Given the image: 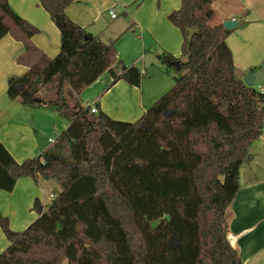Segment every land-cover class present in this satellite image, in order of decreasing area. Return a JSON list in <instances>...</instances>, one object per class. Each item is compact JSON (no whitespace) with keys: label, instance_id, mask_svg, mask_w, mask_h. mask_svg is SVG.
Masks as SVG:
<instances>
[{"label":"trees","instance_id":"obj_1","mask_svg":"<svg viewBox=\"0 0 264 264\" xmlns=\"http://www.w3.org/2000/svg\"><path fill=\"white\" fill-rule=\"evenodd\" d=\"M73 1L40 0L61 33L52 58L32 40L40 29L0 0V39L21 41L16 61L28 67L8 77V97L41 105V90L58 79L47 103L70 117L52 146L22 162L0 140V190L12 191L22 177L62 185L46 210L35 199L39 217L23 231L0 213L12 242L0 264H244L226 212L264 130V92L237 77L231 29L211 25L215 0H181L169 14L183 35L182 54L159 59L181 74L135 121L78 101L105 72L135 86L143 74L118 60L114 39L101 40L67 15Z\"/></svg>","mask_w":264,"mask_h":264},{"label":"crops","instance_id":"obj_2","mask_svg":"<svg viewBox=\"0 0 264 264\" xmlns=\"http://www.w3.org/2000/svg\"><path fill=\"white\" fill-rule=\"evenodd\" d=\"M9 3L40 29L32 37L35 45L49 57H56L61 49V33L40 0ZM180 6L181 0H74L68 5L66 13L72 20L105 42L114 39L118 60L127 67L137 66L143 74L141 84L135 86L105 72L78 101L85 107L99 105L115 119L135 121L141 117L171 86L169 72L159 55L182 54V32L168 18ZM212 6L218 15L214 25L225 20L239 22L231 29L227 43L236 68L242 72L240 78L250 70L259 73L264 61V0H215ZM111 10L117 17H111ZM24 50L23 43L10 34L0 39V140L18 162L37 156L55 143L50 141L55 140L49 133L51 128L55 135L60 134L55 125L60 112L47 103L56 97L41 96L44 103L29 106L10 99L6 93L8 77L28 69L16 61ZM146 83L149 86L145 93ZM47 90L43 88L40 95ZM53 181L22 177L12 191L0 190V213L9 217L12 229L23 231L38 219L39 213L33 209L36 198L42 210L48 208L51 195L62 190L61 183ZM225 229L244 264H264V130L241 166L240 187L227 209ZM11 245L0 227V255Z\"/></svg>","mask_w":264,"mask_h":264},{"label":"rangeland","instance_id":"obj_3","mask_svg":"<svg viewBox=\"0 0 264 264\" xmlns=\"http://www.w3.org/2000/svg\"><path fill=\"white\" fill-rule=\"evenodd\" d=\"M217 18H218V15H214V17H213V19L211 20V25H214V23H215V21H217ZM168 72H169V75H170V88L174 85V83H175V79H176V77L177 76H179L181 73L180 72H177L176 70H174V69H172V68H170L169 70H168ZM235 73H236V75H237V77H241V75H242V72L238 69V68H236L235 69ZM57 84H58V79H54L50 84H48L47 86H46V88L48 89L47 91V93H45V91H43V94L42 95H40V96H42V97H46V98H50L51 96H52V98L53 97H56V86H57ZM149 86V83H146L145 84V93L146 92H148V90H147V87ZM169 87L168 88H166L164 91L165 92H163V93H166L169 89H170ZM163 93H162V95H163ZM55 95V96H54ZM161 95V96H162ZM70 99H71V104L73 105L74 103H75V98L73 99L71 96H70ZM93 105H94V103H92ZM91 104V105H92ZM88 105V104H87ZM124 121V120H123ZM70 122V117H68V116H65V115H63V114H61L60 113V115H59V118H58V120H57V123L55 124L56 126H57V128H58V130L60 131V133L68 126V123ZM49 131V130H48ZM58 132V131H57ZM50 134H51V136H53V137H55L56 138V135H55V129H53V128H51V130H50V132H49ZM54 181V183L56 184V179H53ZM60 186V185H59ZM56 187V186H55ZM57 188V187H56ZM61 188V187H60ZM49 199H51V197H49ZM156 223V222H155ZM66 264V263H65Z\"/></svg>","mask_w":264,"mask_h":264},{"label":"water","instance_id":"obj_4","mask_svg":"<svg viewBox=\"0 0 264 264\" xmlns=\"http://www.w3.org/2000/svg\"><path fill=\"white\" fill-rule=\"evenodd\" d=\"M239 22L234 20H225L223 21V25L225 29H232L237 26ZM244 82L249 86H254L256 83L264 82V61L262 62V66L259 73L250 70L245 77L243 78Z\"/></svg>","mask_w":264,"mask_h":264},{"label":"built area","instance_id":"obj_5","mask_svg":"<svg viewBox=\"0 0 264 264\" xmlns=\"http://www.w3.org/2000/svg\"><path fill=\"white\" fill-rule=\"evenodd\" d=\"M110 15H111L112 18L117 17V13L114 12L113 10L110 11ZM256 86H257L258 90H260L261 92H264V82L263 83H257ZM90 108H91V111L92 112H97V107H96L95 104L94 105L92 104L90 106ZM50 141L51 142H54L55 140L54 139H51ZM51 197L54 198L55 196L54 195H51Z\"/></svg>","mask_w":264,"mask_h":264}]
</instances>
